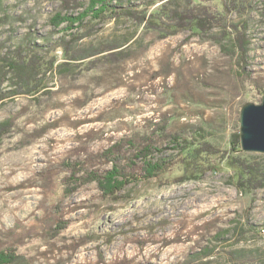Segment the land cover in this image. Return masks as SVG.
Masks as SVG:
<instances>
[{
	"label": "rangeland",
	"instance_id": "obj_1",
	"mask_svg": "<svg viewBox=\"0 0 264 264\" xmlns=\"http://www.w3.org/2000/svg\"><path fill=\"white\" fill-rule=\"evenodd\" d=\"M89 1H1L0 59L24 42L41 56L50 48L45 57L61 65L63 47H51L84 33L85 23L91 36L73 51L121 47L57 68L36 94L0 103V122L11 123L0 142V251L27 264H264V187L242 193L228 164L241 156L264 165V154L240 143L231 152L241 108L264 95V0L232 16L248 24L243 59L223 52L214 33L161 39L124 18L65 21ZM178 140L212 144L215 169L198 181H134L117 199L91 179L113 168L120 179L144 176L138 152L166 158Z\"/></svg>",
	"mask_w": 264,
	"mask_h": 264
},
{
	"label": "trees",
	"instance_id": "obj_2",
	"mask_svg": "<svg viewBox=\"0 0 264 264\" xmlns=\"http://www.w3.org/2000/svg\"><path fill=\"white\" fill-rule=\"evenodd\" d=\"M0 0V4H1ZM78 0H63L65 7L72 5L81 7ZM137 0H90L88 6L77 18H70L66 22L73 24L78 22L83 25L85 19L105 22L108 20H121L122 18L135 22L146 32H155L161 39L175 36L183 31H190L196 35L212 34L211 38L219 44L222 51L230 56L243 59L248 52L247 22L241 19L234 22L232 16L243 18L250 10L252 0H150L144 9L127 5ZM152 8L153 6L157 5ZM83 7V6H82ZM2 18L0 25H2ZM84 24L85 32L77 36H70L66 42L63 38L51 47H63L66 62L55 65V58H46L39 55L42 48L38 45L21 42L14 51L8 52L0 59V103L17 95H34L43 86V80L47 73L54 72L57 68L67 67L69 64L79 62L86 58L102 55L121 46L109 45L100 48H86L81 52L73 51L71 44L78 43L91 36L92 27ZM119 53H110V57ZM76 64V65H78ZM8 82L11 90L5 88ZM11 123L0 122V142L9 133ZM177 141L176 155L155 159L152 157L151 148H144L138 152L137 159L143 163L144 176L120 177L117 169L107 171L102 179L98 180L99 187L107 197L117 199L118 193L129 183L150 179H159L165 176L167 181L183 183L198 181L203 174L215 169V163L210 161V156L218 154L214 146L203 141L198 144H187L186 141ZM239 136L232 138V153H240ZM230 152L226 153L229 155ZM224 158V157H223ZM226 158V157H225ZM229 166L236 169V186L242 193L249 194L254 190L264 187V165L259 162L249 161L245 157L229 156ZM209 253L204 257H208ZM0 264H27L24 256L17 254L15 250L0 251Z\"/></svg>",
	"mask_w": 264,
	"mask_h": 264
},
{
	"label": "water",
	"instance_id": "obj_3",
	"mask_svg": "<svg viewBox=\"0 0 264 264\" xmlns=\"http://www.w3.org/2000/svg\"><path fill=\"white\" fill-rule=\"evenodd\" d=\"M239 141L243 152L264 154V95L260 104L246 103L241 108Z\"/></svg>",
	"mask_w": 264,
	"mask_h": 264
}]
</instances>
